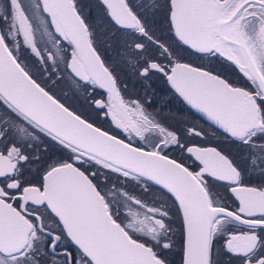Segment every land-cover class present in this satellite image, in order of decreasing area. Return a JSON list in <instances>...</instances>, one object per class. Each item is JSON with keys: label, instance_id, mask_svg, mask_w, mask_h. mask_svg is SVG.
Wrapping results in <instances>:
<instances>
[{"label": "snow or ice", "instance_id": "1", "mask_svg": "<svg viewBox=\"0 0 264 264\" xmlns=\"http://www.w3.org/2000/svg\"><path fill=\"white\" fill-rule=\"evenodd\" d=\"M100 4L137 74L223 139L190 143L205 132L126 95L78 0H0V264H175L177 246L180 264H264V0H156L164 38L135 0Z\"/></svg>", "mask_w": 264, "mask_h": 264}, {"label": "flooded vegetation", "instance_id": "2", "mask_svg": "<svg viewBox=\"0 0 264 264\" xmlns=\"http://www.w3.org/2000/svg\"><path fill=\"white\" fill-rule=\"evenodd\" d=\"M136 3L142 5V12L147 17L146 22L155 29V34L161 38L168 37L171 35L168 32L166 22L163 18L162 13L154 10L153 5L156 0H135ZM81 5L84 14L87 19L92 23L98 37V42L101 47L102 54L104 55L106 63L111 64L114 70L119 74L124 85L127 86L126 95H131L134 98H145L149 103H146V107L150 112L157 115L165 126L171 127L173 130L181 131L182 137H184L183 130L189 127L196 126L199 130L205 132L203 139L198 137H184L189 140L190 143L194 144H215V141L222 140V133L217 129L216 126L205 120L199 115L194 109H192L182 98L171 90L170 86L167 85L163 76H153L150 80H144L140 77L135 67L127 62L129 57L127 49L124 48V33L118 31L108 20L105 15L104 8L100 4V0H78ZM29 59H31L29 57ZM195 59V57H192ZM35 64V60H31ZM191 62V60H189ZM57 93L64 94L70 103L74 107L80 109L86 115L95 117L96 112L90 107V101L84 95L83 91L77 94L68 85L67 82L57 83ZM92 92V89L88 90ZM104 95L103 90H96L95 95L92 98H100ZM97 123L101 124L105 128H109L110 125L107 121L97 120ZM114 134H119V130L113 128ZM49 149L47 155L60 156V150L54 144H46ZM219 146V145H215ZM43 147V146H41ZM177 150H173V154ZM41 155H45L41 152ZM66 158V154L64 157ZM39 165H33L34 168ZM249 182L251 184L260 183L259 173H254ZM137 194H141L139 191ZM221 197L226 199L229 203L235 205L234 199L227 195L226 192L221 189ZM160 198V192L157 188L151 190V195H145L146 199ZM178 228L179 225L177 224ZM75 249V246H71ZM178 247V246H177ZM175 248L171 254V258L178 264L179 261V250Z\"/></svg>", "mask_w": 264, "mask_h": 264}, {"label": "water", "instance_id": "3", "mask_svg": "<svg viewBox=\"0 0 264 264\" xmlns=\"http://www.w3.org/2000/svg\"><path fill=\"white\" fill-rule=\"evenodd\" d=\"M190 106V105H189ZM191 107V106H190ZM195 110V109H194ZM196 111V110H195ZM197 112V111H196ZM198 114H200L204 119H206L207 121H209L208 119H207V117H205L202 113H199V112H197ZM210 123H212L211 121H209ZM213 124V123H212ZM214 125V124H213Z\"/></svg>", "mask_w": 264, "mask_h": 264}, {"label": "trees", "instance_id": "4", "mask_svg": "<svg viewBox=\"0 0 264 264\" xmlns=\"http://www.w3.org/2000/svg\"><path fill=\"white\" fill-rule=\"evenodd\" d=\"M177 250H179V261H178V264H180L181 250H180V248H177Z\"/></svg>", "mask_w": 264, "mask_h": 264}]
</instances>
